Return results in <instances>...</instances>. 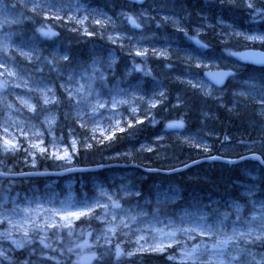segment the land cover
<instances>
[{
    "label": "rangeland",
    "instance_id": "1",
    "mask_svg": "<svg viewBox=\"0 0 264 264\" xmlns=\"http://www.w3.org/2000/svg\"><path fill=\"white\" fill-rule=\"evenodd\" d=\"M197 1L198 9L195 8V12H208H197L190 19H185L192 26L189 32L194 39L196 35L211 30L215 25L225 26L223 20L212 12L214 0ZM36 13L44 22L61 18L71 20L76 26L86 29L89 10L81 0H0V156L20 149L23 154L26 152L25 157L29 156L28 167L31 170L35 163V153L48 149L50 156L60 161L61 167H70L76 139L71 134H68L67 140L64 139L62 127L58 124L59 115L67 124L71 123L70 118H75L98 134L120 128L121 121L126 119V113L137 115L138 105L135 99H143L136 93L137 84L133 82L131 86L127 81V76L132 71H140H123L121 77L112 81L113 87L107 89L103 82L104 74L95 66L99 60H93L95 63H89L86 68H67L66 73L56 66L54 72L59 78L55 86L46 79L45 70L43 73V68L40 67L43 63H49L53 68L56 61H67L65 54L58 47L42 51L33 38L27 40L22 38L20 32L17 34L11 30L13 25L19 26L24 19ZM151 13L152 8L147 6L134 9L123 7L119 11V15L137 21L149 17ZM198 14L200 20L195 27L194 21ZM161 19L175 26L181 22V18L175 16L165 15ZM237 34L242 41L264 45V31H241ZM117 38L118 43L112 45L118 48L125 40L131 39L127 35H119ZM125 47L135 55L156 59L164 57L169 46L161 43L142 45L135 41L133 44L126 43ZM250 48L252 47H248L249 50H257ZM12 55H17L34 67L24 68L21 63L19 65L13 60ZM180 55L182 59H190L192 66L191 70H186L184 76L179 77L189 86L185 85L186 88H194L202 95L216 100L224 98L225 95L253 100L264 121V94L260 91L259 84L251 79L241 80L240 76L233 78L230 83L236 90H229L230 86L226 88L227 91L224 88L215 90L193 73L196 70H219L222 62L241 69L239 53L227 54L231 56L226 59L220 56V61L200 58L186 52ZM106 60L107 68L110 60ZM178 62L182 65L183 60ZM148 91L150 97L146 102L150 105L163 98L164 91L158 82L145 88V92ZM37 103L44 110L39 121L27 115L33 113ZM169 125L149 140L133 143L127 150L108 157L105 161L124 158L132 162L133 158L140 157L146 162L148 156L144 153H151L153 158L163 160L168 156L166 149L170 143L184 146L191 152L198 153L197 156L217 147L219 155L236 157L253 152L264 158V144L244 147V142L240 145L221 143L219 135L207 126L189 129L176 122ZM6 140L9 146L15 147L6 150ZM169 165L170 162L165 166ZM255 166L245 164L239 167L250 180L243 184L242 191L247 198L248 207L234 203L229 211L220 213L219 216L210 215L202 206H191L193 204L176 212H160L155 203L150 205V209L146 208L149 206L146 202L123 205L119 202V197H116L120 190L109 188L97 189L94 198L84 204L76 203L71 196L55 201H41L38 197L14 188L17 185L14 180L0 179V264H26L23 261L26 255L31 256L30 261L34 264H66L70 259L76 264H82L89 252L88 248L97 244L112 245L115 257H119L125 250L128 253L166 254L172 264H264V251L253 249L264 248V201L256 194V176L253 174L257 172ZM161 194L160 203L166 207L177 200L180 192L165 184ZM128 195L127 192L120 193L122 197ZM91 214L97 218L99 226L96 231L83 233L81 238L76 239L73 250L70 247L64 250L52 246L48 238L51 231L55 230V234H70L75 220ZM57 242L60 240L57 239ZM32 244L37 249L27 248L26 251L24 246ZM36 244H40L41 252ZM157 246L163 250L154 251L153 248Z\"/></svg>",
    "mask_w": 264,
    "mask_h": 264
},
{
    "label": "trees",
    "instance_id": "2",
    "mask_svg": "<svg viewBox=\"0 0 264 264\" xmlns=\"http://www.w3.org/2000/svg\"><path fill=\"white\" fill-rule=\"evenodd\" d=\"M81 1L87 5L89 10L86 29H81L71 20H62L61 18L58 20L48 19L44 22L41 21L42 17L36 13L24 19L19 26L13 25L11 30L17 34L20 32L22 38L27 40L33 38L35 44L42 51L58 47L60 52L65 54L67 61H56L53 68L49 63L47 65L43 63V66L40 67L43 68V73L45 70L46 79L55 86H57L59 78L55 75L56 66L62 70L61 72L66 73L67 68L79 67L82 69L91 62L95 63L93 60H99L95 66L101 69L104 74L103 82L107 89L113 87L112 81L116 77H121L123 71L127 69L139 70L140 72L132 71L127 76L128 84L133 82L138 84L139 82L136 93L143 99H135L138 113L137 115L126 113V119L122 118L124 120L121 121L120 128L105 134L93 132L91 127H86L84 123H79L75 118H70L69 122L71 123L67 124V121L59 115L58 124L62 127L64 139H68V134L73 135L76 139V148L72 154L70 167L94 165H104V167L94 172L72 173L54 178L16 179L17 185L14 188L38 197L41 201H55L71 196L78 204L92 200L97 189L109 188L115 189V191L120 190L116 197H119V202L123 205L146 202L149 204L146 208L150 209L152 207L150 205L155 203L160 212L170 210L176 212L200 205L210 215L219 216L220 213L229 211L231 204L234 203L248 207L247 198L242 191L243 184L250 180L240 171L239 167L245 164H255L257 172H253V174L256 176V194L260 200L264 201V167H260L252 161H243L234 165L202 162L183 170L166 172L205 156L219 155L217 147H212L211 152L197 156L198 153L191 152L184 146L170 143L166 149L168 156L163 160L153 158L151 153H144L145 156H148L146 162L140 157L133 158L132 162L124 158L105 161L106 158L127 150L133 143L138 144L156 136L172 122L183 124L189 129L207 126L219 135L221 143L240 145L244 142V147L264 144V121L258 111V105L253 100L240 98L236 95H225L224 98L218 100L212 99L202 95L194 88H192L193 90L181 88L180 85H188L179 79L187 68L192 69L190 59H182L181 52L185 51L200 58L220 61L222 57L226 59L231 56L227 54L235 55L247 50L248 47L264 49L263 44L242 41L240 35L237 34L241 31L257 33L264 31V0H236L235 4L234 0H214L212 12L214 16H219L223 20L225 26L217 27L213 21L215 27L199 33L195 39L189 32L192 26L187 24L185 19H190L197 12H201V14L208 12L201 10L195 12L199 3L197 0H150L146 6L152 8V13L149 17L136 21V28H131L125 17L119 15V11L127 6L121 0ZM128 8L130 9V7ZM165 15L180 17V25L175 26L163 21L161 17ZM198 16L199 14L197 20L194 21L195 27L200 20ZM119 35L131 37V39L125 40L120 48L112 45H116L115 42L118 43ZM135 41L142 45L165 44L169 46L167 49L169 55L156 59L135 55L132 50L125 47L126 43L133 44ZM12 56L13 60L19 65L21 63L24 68L34 67L28 62L22 61L17 55ZM106 58L110 60L107 68L105 67V63L108 61ZM179 60H183L182 63L185 64L181 65ZM220 68L232 69L235 78H239L241 72V80L251 79L259 84L260 91L264 94V66L256 67L243 63L240 70L222 62ZM194 74L199 75L200 71L196 70ZM156 82L160 83L163 88V98L150 105L144 99L149 98L145 88H150L151 84ZM230 83V81L227 83L225 89H228ZM229 90H236V88L231 85ZM20 108L27 114L22 107ZM42 108L37 103L33 113L27 115L31 116L33 120L39 121L44 113ZM25 153L23 154L19 149L0 156V171L28 173L69 168L61 167L60 161L50 156L48 149H45L35 153V163L30 170L28 167L30 158L29 156L25 157ZM168 162L170 165L165 166ZM165 184L174 187V189L177 188L180 195L172 204L163 207L160 200ZM122 192H127L129 195L122 197L120 196ZM134 193L135 196H132ZM98 226L99 223L94 214L81 216L73 222L72 233L55 234L54 230L51 231L48 238L53 247L64 250L70 247L73 250L75 248L73 242L76 239L81 238L83 233L96 231ZM57 239L60 240L59 243ZM39 246L40 244H36V247ZM24 247L26 251L27 248L37 249L34 244ZM88 249L89 252L87 257H84L82 264H172L168 261L166 254L153 252L128 253L125 250L119 254V257H115L110 244L107 246L97 244ZM253 249L264 251L263 247H253ZM38 250L41 252V247ZM22 252L24 253V251ZM30 257L26 255L23 261L26 264H34L30 261ZM14 263L16 262L7 264ZM66 264L76 263L70 259Z\"/></svg>",
    "mask_w": 264,
    "mask_h": 264
},
{
    "label": "water",
    "instance_id": "3",
    "mask_svg": "<svg viewBox=\"0 0 264 264\" xmlns=\"http://www.w3.org/2000/svg\"><path fill=\"white\" fill-rule=\"evenodd\" d=\"M123 1L129 4L141 5L146 0H123ZM129 23L133 25L132 20H129ZM243 58L245 60L251 61L254 64H264V52L262 51H248L243 54ZM231 75H232V72L226 71V70H206L202 73L203 78L216 88L223 87L226 80ZM243 160H253V161L258 162L259 165L264 166V161L257 154L245 155L238 159H225L222 157H208V158H204L199 161L193 162L189 165H193V164L204 162V161H215V162H220V163H225V164H235ZM98 168H100V166L73 168V169H68L66 171H63V172H56V173L55 172H44V173H29V174H20V175L0 173V178L12 179V178H19V177H35V176H60L64 174L74 173V172L94 171Z\"/></svg>",
    "mask_w": 264,
    "mask_h": 264
},
{
    "label": "snow or ice",
    "instance_id": "4",
    "mask_svg": "<svg viewBox=\"0 0 264 264\" xmlns=\"http://www.w3.org/2000/svg\"><path fill=\"white\" fill-rule=\"evenodd\" d=\"M133 23H135L134 21H133ZM139 54V53H138ZM180 125H169V127H179ZM5 146H6V150H11V148H14L15 146L14 145H11V146H9V142L6 140L5 141ZM41 151H44V149H41ZM70 159V158H69ZM81 214H86V213H81ZM168 246H171V245H168ZM153 250L155 251V250H160V251H162L163 250V248L162 247H160V246H157V247H154L153 248Z\"/></svg>",
    "mask_w": 264,
    "mask_h": 264
},
{
    "label": "bare ground",
    "instance_id": "5",
    "mask_svg": "<svg viewBox=\"0 0 264 264\" xmlns=\"http://www.w3.org/2000/svg\"><path fill=\"white\" fill-rule=\"evenodd\" d=\"M187 27V26H186ZM188 28V27H187ZM189 29V28H188ZM173 30H174V28H173ZM187 30V29H186ZM179 32V31H178ZM174 33H175V31H174ZM176 34V33H175ZM178 35V34H177ZM178 40V39H177ZM183 84V83H182ZM179 85V84H178ZM181 86V88H184V89H189L188 87L186 88V86H184V85H180ZM233 157V156H232Z\"/></svg>",
    "mask_w": 264,
    "mask_h": 264
}]
</instances>
